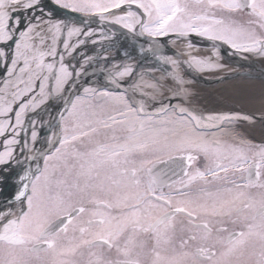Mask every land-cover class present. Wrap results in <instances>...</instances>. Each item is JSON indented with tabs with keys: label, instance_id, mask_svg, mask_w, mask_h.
<instances>
[{
	"label": "snow or ice",
	"instance_id": "snow-or-ice-1",
	"mask_svg": "<svg viewBox=\"0 0 264 264\" xmlns=\"http://www.w3.org/2000/svg\"><path fill=\"white\" fill-rule=\"evenodd\" d=\"M225 53L264 67V0H0V264H264V87L194 88Z\"/></svg>",
	"mask_w": 264,
	"mask_h": 264
},
{
	"label": "bare ground",
	"instance_id": "bare-ground-1",
	"mask_svg": "<svg viewBox=\"0 0 264 264\" xmlns=\"http://www.w3.org/2000/svg\"><path fill=\"white\" fill-rule=\"evenodd\" d=\"M199 54L204 55L206 53L201 50ZM233 58L234 60H232ZM236 58L239 57H229L225 53L224 58L221 60V63H223L225 67L219 72L208 74L207 79L200 77L199 83L194 85V88L199 92L202 102L209 108L224 107L226 109L231 107L245 112H255L256 115H259V111L261 109V102L259 98L264 84H262V80L256 79L254 76L238 75V73H241V70L244 67L248 71H254L255 69L261 68L258 66L261 61L257 59L254 66H250L249 69L246 64V60H244V64L242 63L243 66L241 67L238 66L241 61H236ZM255 81H257V84H255ZM246 86L250 89L246 90ZM255 87L259 88L257 89ZM253 88L257 91H254ZM255 92L258 93L257 100L256 97L253 96ZM249 97L254 98L249 100ZM243 126H246L247 128L246 130L242 129V131L251 136L254 140L259 141L261 139V129L249 127L247 125H242V128ZM251 129H255V132L254 130L251 132ZM7 182L5 183V186L7 185ZM5 186L4 184L3 186L0 185V196L4 194L3 191ZM12 191L13 185L11 184L10 188L4 192L5 195L9 196Z\"/></svg>",
	"mask_w": 264,
	"mask_h": 264
},
{
	"label": "water",
	"instance_id": "water-1",
	"mask_svg": "<svg viewBox=\"0 0 264 264\" xmlns=\"http://www.w3.org/2000/svg\"><path fill=\"white\" fill-rule=\"evenodd\" d=\"M232 60H234V58L232 59ZM241 62H240V61ZM236 61H239L240 63V65H238V66H243L242 65V63L244 64V60H241V59H239V58H236ZM242 72L241 73H238V75H249V76H254V78H256V79H260V80H262V79H264V68H258V69H255L254 71H248L245 67L244 68H242V70H241ZM257 116H259V115H257ZM255 128H259V129H261V127H260V125L259 124H257L256 126H255ZM11 181L10 182H7V185L5 186V189H4V191H6L7 189H9L10 188V186H11ZM3 191V195H1V197H0V202H3L4 200H6V198H3V196L5 195V192Z\"/></svg>",
	"mask_w": 264,
	"mask_h": 264
},
{
	"label": "flooded vegetation",
	"instance_id": "flooded-vegetation-1",
	"mask_svg": "<svg viewBox=\"0 0 264 264\" xmlns=\"http://www.w3.org/2000/svg\"><path fill=\"white\" fill-rule=\"evenodd\" d=\"M256 60L257 59H255V58L250 59V60H246V64L248 65V68L249 69H250V66H252V65L254 66L255 62H257ZM258 66H260L261 68H264V67H262V64L261 63ZM255 84H257V81H255Z\"/></svg>",
	"mask_w": 264,
	"mask_h": 264
},
{
	"label": "rangeland",
	"instance_id": "rangeland-1",
	"mask_svg": "<svg viewBox=\"0 0 264 264\" xmlns=\"http://www.w3.org/2000/svg\"><path fill=\"white\" fill-rule=\"evenodd\" d=\"M227 65H228V64H227ZM228 66H229V65H228ZM239 85H240V84H239ZM255 88L258 89L259 87H255ZM255 88H253V90H254V91H257ZM245 89H246V90H249L250 88H248V87L246 86ZM257 94H258V93H256V92H255V94H253V96L256 97V100H257V96H258ZM258 98H259V97H258ZM251 99H252V98H251ZM251 99L249 98V100H251ZM259 99H260V98H259ZM219 106H220V105H219ZM246 128H247L246 126H243L242 129H245V130H246ZM251 130H252L251 132H253V130H254V132H255V129H251ZM2 186H3V185H2ZM4 189H5V187H4Z\"/></svg>",
	"mask_w": 264,
	"mask_h": 264
}]
</instances>
